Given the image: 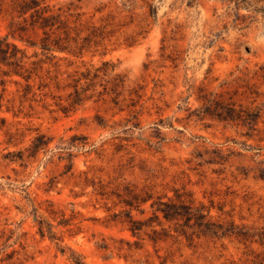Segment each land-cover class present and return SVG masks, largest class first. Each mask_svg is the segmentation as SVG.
Returning a JSON list of instances; mask_svg holds the SVG:
<instances>
[{"label":"rangeland","instance_id":"obj_1","mask_svg":"<svg viewBox=\"0 0 264 264\" xmlns=\"http://www.w3.org/2000/svg\"><path fill=\"white\" fill-rule=\"evenodd\" d=\"M15 1L0 264H264V0H39L67 30ZM168 201L223 235L160 240Z\"/></svg>","mask_w":264,"mask_h":264},{"label":"trees","instance_id":"obj_2","mask_svg":"<svg viewBox=\"0 0 264 264\" xmlns=\"http://www.w3.org/2000/svg\"><path fill=\"white\" fill-rule=\"evenodd\" d=\"M14 10H16L20 15L27 13L32 10L30 13L31 17V26L32 28L37 27L39 29L45 30L47 27L49 29H63L67 30L66 21H62L59 17V14H46L47 9L45 7H39V0H18L13 2ZM53 33V31H52ZM45 44L43 48L50 46L48 33L44 31ZM59 50H62L61 48ZM20 50L12 43L5 42L4 39H0V60H6L8 58H13V62L6 63L8 65H13L15 68V73L19 72L22 68L20 64V57H17V54ZM155 214L153 217L158 219V214L161 215V220L166 223H172L173 232H175L176 236H173L169 230L162 227L161 235L163 236L162 241H166L168 238L174 237L177 239L179 236H184L189 244L193 242L194 233L197 235L199 233L208 236H220L219 232H221V225L216 224L210 220L205 219V215L198 212L196 209L191 207L190 205H182L177 204L175 202H158V207H156ZM133 226L131 227V231L135 232L139 230L136 226V221H132ZM192 230L191 232H187L186 230ZM155 233V231H153ZM221 235L223 233L221 232ZM159 238L154 239L151 237V240L156 242Z\"/></svg>","mask_w":264,"mask_h":264}]
</instances>
